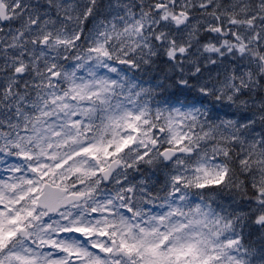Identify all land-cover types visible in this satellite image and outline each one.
Wrapping results in <instances>:
<instances>
[{
    "label": "snow or ice",
    "instance_id": "1",
    "mask_svg": "<svg viewBox=\"0 0 264 264\" xmlns=\"http://www.w3.org/2000/svg\"><path fill=\"white\" fill-rule=\"evenodd\" d=\"M0 264H264V0H0Z\"/></svg>",
    "mask_w": 264,
    "mask_h": 264
}]
</instances>
